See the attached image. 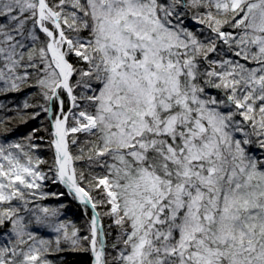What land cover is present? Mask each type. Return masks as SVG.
I'll list each match as a JSON object with an SVG mask.
<instances>
[{"label": "snow or ice", "instance_id": "obj_1", "mask_svg": "<svg viewBox=\"0 0 264 264\" xmlns=\"http://www.w3.org/2000/svg\"><path fill=\"white\" fill-rule=\"evenodd\" d=\"M0 97V264H264V0H0Z\"/></svg>", "mask_w": 264, "mask_h": 264}, {"label": "trees", "instance_id": "obj_2", "mask_svg": "<svg viewBox=\"0 0 264 264\" xmlns=\"http://www.w3.org/2000/svg\"><path fill=\"white\" fill-rule=\"evenodd\" d=\"M30 91L32 90L29 89L19 94H12L7 98L6 102L9 104L10 107H15L16 105H19L22 103V101L27 96L28 92ZM0 100H4V98L0 97ZM28 111L31 112L32 109H29ZM15 115L16 114L14 111L0 112V116L10 118L7 122V128L11 130L7 134H5L3 132V129L0 128V142H3L4 139H7L8 141L19 140L22 136L27 135L28 132H30L33 128L40 127L42 120L44 121L45 124L47 123V120L43 114L41 115L40 118L36 120H29L27 124L20 123L18 118H14ZM39 135H46V134L41 132L39 133ZM39 155L44 159H48L51 156V153L46 150H40ZM62 190H63L62 186L49 185V191L54 192V191H62ZM62 202L70 203L68 210L65 212V217L67 219L74 221L78 227H82L84 225L86 217L78 209L75 202H70V198L65 197L61 201H58L56 199H48L44 201L43 203L47 206H56ZM102 222H103V226L105 230L107 231L109 221L106 218H103ZM114 235L115 233L113 231V236ZM73 264H90V256L89 255L77 256L74 258Z\"/></svg>", "mask_w": 264, "mask_h": 264}]
</instances>
